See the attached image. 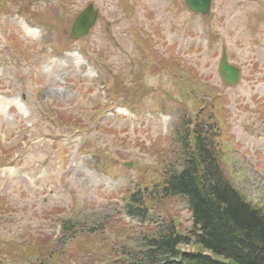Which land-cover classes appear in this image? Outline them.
I'll list each match as a JSON object with an SVG mask.
<instances>
[{"label": "rangeland", "instance_id": "374dc122", "mask_svg": "<svg viewBox=\"0 0 264 264\" xmlns=\"http://www.w3.org/2000/svg\"><path fill=\"white\" fill-rule=\"evenodd\" d=\"M50 1L0 0V99L18 104L0 106V264H21L7 245H28L31 237H49L60 254L33 264H108L103 254L143 250L142 237L160 227L153 222L168 217L129 218L126 194L177 164L170 130L192 106L180 96L187 79L222 90L227 178L264 206V0H212L204 18L183 0ZM89 4L98 20L75 41L71 25ZM150 47L180 61L182 80L178 69L143 68ZM223 47L240 71L232 87L218 74ZM125 100L130 110L115 106ZM102 108L109 112L99 117ZM167 208L186 234L184 200ZM119 224L128 231L119 235Z\"/></svg>", "mask_w": 264, "mask_h": 264}, {"label": "trees", "instance_id": "16d2710c", "mask_svg": "<svg viewBox=\"0 0 264 264\" xmlns=\"http://www.w3.org/2000/svg\"><path fill=\"white\" fill-rule=\"evenodd\" d=\"M142 55L147 57L144 69L154 74L166 70L174 73L178 69L182 80L179 60L177 62L172 57L159 59L149 48L142 51ZM185 71L189 72L191 80H195L190 68H185ZM133 79L138 81L139 76L134 75ZM131 88L121 86L125 93H134ZM180 96L184 102L191 101L192 106L188 114H182L172 130L176 151L171 153L177 164H170L172 166L161 171L160 176L151 182L140 180L138 189L124 206L126 215L142 221L149 217V211L160 213L168 220H162L157 231L143 236V250L126 251L120 257L103 254L102 262L264 264V206L248 201L230 183L224 168L223 150L228 139L229 115L222 90L187 79L186 85L180 87ZM120 105L131 107L127 100ZM181 199L187 204L192 219L186 234L182 233L172 210L167 208ZM67 226L71 224L68 222L62 226L63 238L71 232ZM125 230V226L118 225L119 235ZM181 245L190 246L193 252L182 254L178 249ZM7 247L8 255L21 264H33V257L46 261L50 256L60 255L53 253L47 236L41 239L31 237L28 245L10 242ZM89 255L92 257L94 253L91 251ZM119 261L122 262L117 263Z\"/></svg>", "mask_w": 264, "mask_h": 264}, {"label": "water", "instance_id": "95a60500", "mask_svg": "<svg viewBox=\"0 0 264 264\" xmlns=\"http://www.w3.org/2000/svg\"><path fill=\"white\" fill-rule=\"evenodd\" d=\"M184 3L192 13L202 16L209 14L211 0H184ZM96 16L97 13L93 11L92 6L88 5L75 19L70 31L71 37L73 39H78L86 35L89 29L94 25ZM219 74L221 80L228 86L236 84L239 78L238 70L227 65L225 54L221 57Z\"/></svg>", "mask_w": 264, "mask_h": 264}, {"label": "bare ground", "instance_id": "6f19581e", "mask_svg": "<svg viewBox=\"0 0 264 264\" xmlns=\"http://www.w3.org/2000/svg\"><path fill=\"white\" fill-rule=\"evenodd\" d=\"M23 27H24L25 31H26V29H27V30L29 29V28H28L27 26H25V25H23ZM12 104H16L15 101L0 99V106H6V107H8V106H10V105H12Z\"/></svg>", "mask_w": 264, "mask_h": 264}]
</instances>
